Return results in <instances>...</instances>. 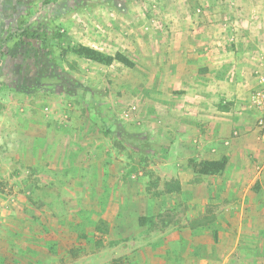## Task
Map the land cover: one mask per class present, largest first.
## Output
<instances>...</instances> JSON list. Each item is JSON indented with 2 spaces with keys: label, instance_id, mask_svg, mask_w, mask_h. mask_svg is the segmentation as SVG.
Instances as JSON below:
<instances>
[{
  "label": "rangeland",
  "instance_id": "374dc122",
  "mask_svg": "<svg viewBox=\"0 0 264 264\" xmlns=\"http://www.w3.org/2000/svg\"><path fill=\"white\" fill-rule=\"evenodd\" d=\"M178 2L19 0L0 14V264H264V0L227 11L220 54L225 108L261 146L214 177L173 150L169 72L187 39L172 28L193 14ZM101 219L120 239L94 243Z\"/></svg>",
  "mask_w": 264,
  "mask_h": 264
},
{
  "label": "crops",
  "instance_id": "0c3cea01",
  "mask_svg": "<svg viewBox=\"0 0 264 264\" xmlns=\"http://www.w3.org/2000/svg\"><path fill=\"white\" fill-rule=\"evenodd\" d=\"M18 1L0 0V14L3 15V19ZM178 1L188 4L193 14H188L186 19L180 15L175 20L178 25L172 28V32L178 38L174 41V45L181 43L179 38L187 39L186 45L176 49L178 58L172 62V69L169 72L173 89L178 90L169 102V110L176 117L175 126L172 127L173 135L176 137L173 150L178 155V161L193 162V167L201 161L226 158L227 170L231 164L236 163L235 157H251L259 152L258 146H261L258 132L253 124H243L242 119L238 120L232 114L233 109L228 112L225 108L231 90L228 89L227 81H221L226 67L225 62L220 58V54L225 51L221 40L226 35L222 21L227 17V11H231V16H234L240 2L238 0ZM184 21L186 27H181L180 23ZM250 33L252 35L253 32ZM199 123L204 124V127L198 126ZM235 127L243 133L238 140L231 137ZM192 172L194 175L202 176ZM191 243L195 248L196 242ZM159 256L161 257V254ZM162 257H166L165 252ZM181 257L187 262L194 261L195 258L188 249L186 256L181 251ZM198 263L201 264V260H198Z\"/></svg>",
  "mask_w": 264,
  "mask_h": 264
},
{
  "label": "trees",
  "instance_id": "16d2710c",
  "mask_svg": "<svg viewBox=\"0 0 264 264\" xmlns=\"http://www.w3.org/2000/svg\"><path fill=\"white\" fill-rule=\"evenodd\" d=\"M48 33L50 32L48 31L45 34ZM61 37L62 35L58 34V38ZM43 45L47 46L46 43H43ZM67 51L78 56L79 58L103 66H111L115 63H120L128 68L135 67V62L130 57H128L127 55L121 52H117L115 54H109L94 47L83 44H77L71 46L67 48ZM0 60H1V54H0ZM227 165H228V160L226 158L220 160H213V161H201L194 165L193 171L196 174L202 176H217V175H221L226 170ZM95 232L96 234L92 235L93 241L95 244L99 246L109 245L113 243L112 240L114 239V237L120 239V237L122 236L121 234H117L119 233L118 227H116L115 229L114 226H109L104 219L98 221V224L95 226ZM84 237L87 238L88 236L85 235Z\"/></svg>",
  "mask_w": 264,
  "mask_h": 264
},
{
  "label": "built area",
  "instance_id": "2783aa9c",
  "mask_svg": "<svg viewBox=\"0 0 264 264\" xmlns=\"http://www.w3.org/2000/svg\"><path fill=\"white\" fill-rule=\"evenodd\" d=\"M253 99H254V103L261 108L262 113L264 114V94H259L255 96ZM261 123L263 124L264 120H262Z\"/></svg>",
  "mask_w": 264,
  "mask_h": 264
}]
</instances>
